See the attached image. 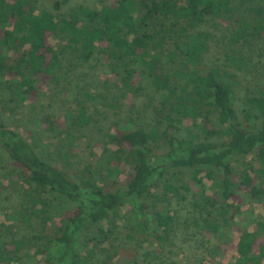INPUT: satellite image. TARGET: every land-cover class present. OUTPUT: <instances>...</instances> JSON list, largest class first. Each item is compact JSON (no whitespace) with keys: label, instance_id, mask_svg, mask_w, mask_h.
I'll list each match as a JSON object with an SVG mask.
<instances>
[{"label":"trees","instance_id":"obj_1","mask_svg":"<svg viewBox=\"0 0 264 264\" xmlns=\"http://www.w3.org/2000/svg\"><path fill=\"white\" fill-rule=\"evenodd\" d=\"M50 1L45 10L33 0H0V87L9 102H24L49 81L98 67L105 93L114 89L118 98L85 90L65 117L81 127L92 106L117 108L125 99L129 115L111 124L106 141L114 147L108 164L127 172L110 182L74 177L0 114V150L18 199L11 233L0 235V264H134L142 244L145 257L159 259L181 199L203 232L236 231L229 264H264V222L250 225L242 210L244 201L264 199V86L246 92L238 111L232 80L248 67L238 48L264 41L262 7L232 18L250 0H99L98 8L77 4L61 15L68 0ZM148 87L159 97L154 122L139 123L137 102ZM40 122L67 133L55 118ZM202 171L218 188L211 196ZM55 196L74 207L51 221Z\"/></svg>","mask_w":264,"mask_h":264},{"label":"rangeland","instance_id":"obj_2","mask_svg":"<svg viewBox=\"0 0 264 264\" xmlns=\"http://www.w3.org/2000/svg\"><path fill=\"white\" fill-rule=\"evenodd\" d=\"M33 1L38 9H51L50 0ZM77 4L98 8L99 0H68L63 5L60 14L65 15ZM254 6H261L264 14V0H250L238 3L232 18L252 17L250 8ZM215 21L217 22L218 19ZM231 22L232 19L228 21V23ZM206 26L207 24L203 27ZM220 28H223V25L219 24L218 29ZM52 42L55 41L52 40ZM238 51L249 60L247 70L235 72V76L232 78L235 82L233 88L236 92L234 104L240 111L245 93L255 94L264 86V41L254 40L252 45L239 47ZM103 77L98 67L80 68L69 74L68 79L57 78L43 84L37 96H32L31 99L24 102L17 100L9 102L6 91L0 87V114L7 124L19 132L23 138L30 143H36L37 150L44 158L57 160L56 162L73 173L72 176L75 177L78 174L108 182L123 180L127 170L117 172L111 163L108 164L107 156L111 155L114 147L107 143L106 133L113 122L129 115L125 99H118L117 108H106L98 103L95 107L92 106L88 110L89 122L81 127L71 126L65 117L68 111H75V100L81 97V93L85 90L91 94L102 92L110 100L113 96L117 97L114 89H111L109 94L105 93L102 84ZM158 101V95L150 87L142 92V96L137 102L139 115L135 117L139 118V123L154 122L153 107L157 105ZM253 113H257V110L253 109ZM45 116L62 122L64 127L62 130L67 129V133L55 135L54 132L48 131L40 122ZM242 162V160L238 162L240 167L244 165ZM7 163L6 156L0 150V235L2 237H5L8 232L11 233L14 220L10 216L13 215V209L18 202L17 196L12 190L14 187L12 179H14L15 172L8 167ZM201 176L206 194L209 196L215 194L218 188L214 181L205 176V171L201 172ZM179 201V203L172 204V208L176 210L177 229L173 234L171 245L163 247L162 253L158 254L160 257H156L159 259H151L145 257L144 249L147 245L142 244L143 248L138 249L134 264H201L203 262L206 264H216L217 262L229 264L235 255L232 244L237 240L236 231L232 233L222 231L219 234L203 232L192 204L188 200L181 199ZM72 207H74V203L71 201L55 196L51 201L48 215L53 221L58 219L63 211ZM242 210L246 215L253 216L251 221L248 220V217L245 219L250 225L256 226L258 219L259 222H264L263 198L244 201ZM121 216L129 218L130 214L123 209ZM116 222L117 228L125 227L122 218H118ZM109 226L108 222L104 225V227ZM263 230L264 227L261 225V231ZM132 244L133 242L129 243V245ZM126 264L133 263L127 262Z\"/></svg>","mask_w":264,"mask_h":264}]
</instances>
